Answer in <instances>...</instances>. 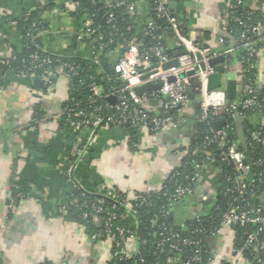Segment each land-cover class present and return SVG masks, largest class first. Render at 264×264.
<instances>
[{
	"label": "crops",
	"instance_id": "0c3cea01",
	"mask_svg": "<svg viewBox=\"0 0 264 264\" xmlns=\"http://www.w3.org/2000/svg\"><path fill=\"white\" fill-rule=\"evenodd\" d=\"M167 1L170 14L190 39L226 57L225 81L237 82L234 102L238 104L243 99L244 70L237 41L226 30L235 0ZM73 3L0 0V58L10 59L23 50L19 25L29 13L39 10H43L42 19L49 30L41 39L43 50L57 56L91 58L94 46L79 38L86 18L77 20L73 16ZM244 6L264 14V0H244ZM134 14L137 27H144L150 20L148 1L140 0ZM225 39L227 53L233 56L230 61L223 53ZM123 51L119 48L107 54L113 66ZM255 76L257 88H264V37L256 53ZM0 79V264H108L112 244L104 241L94 245L85 226L66 218L76 184L89 193L110 194L117 190L131 201L140 193L160 191L197 139L198 110L189 101L178 110L179 119L162 132L115 125L93 133L62 125L63 105L70 89L66 75L55 78L46 93L34 87L37 79L32 75L20 76L8 70ZM162 102L149 97L143 103L150 113L158 114ZM37 109L45 116L33 125ZM259 121L264 125V119ZM82 148L87 151L71 181L68 173ZM199 167L196 170L202 180L196 196L209 194L214 200L220 186L217 172L210 163ZM258 200L264 209V193ZM11 202H18L12 212ZM201 212L199 202L180 204L172 209V218L177 223L189 222ZM235 240L233 226H225L209 238L212 264H248L235 249Z\"/></svg>",
	"mask_w": 264,
	"mask_h": 264
},
{
	"label": "built area",
	"instance_id": "2783aa9c",
	"mask_svg": "<svg viewBox=\"0 0 264 264\" xmlns=\"http://www.w3.org/2000/svg\"><path fill=\"white\" fill-rule=\"evenodd\" d=\"M104 4L109 7H125L129 12L135 13L137 9V3H128L126 0H101ZM76 8L79 6L78 0H74L73 3ZM155 10L159 17H165L168 19L171 30L173 32L176 50L181 51L179 56V67L165 70L163 67L169 63L173 58L172 54L166 46L161 43L162 36L158 37V43L155 45L142 49L136 43L128 44L123 50V54L119 57L116 64L114 65V72L118 76V79L122 81V86L119 89H115L110 94L103 95L102 89L95 86L93 91L95 95L99 96L105 101L104 105H96L91 112H87L85 109H71L63 113L67 114L65 118L66 123L74 129H90L93 133H96L99 129L115 126V125H133L139 127H150L153 132H162L166 127L175 121L170 116H162L167 114L171 110L180 109L189 103L187 96L188 89L194 87L196 92L203 97V101L200 103V113L197 115L198 122H210L212 127L210 132L204 138L205 148L211 144H216L220 150H223L222 160L230 163L235 171L236 178L235 183L237 185V191L241 194H245V190L248 187L250 175L253 171L245 164V153L239 150L237 144L229 145V127L226 125L220 130H216L213 126L215 121L225 120V116L237 117V110H247L250 108L260 109L258 103L259 90L252 83H244L243 95L246 96L242 107L237 104H229L226 98V93L223 89H217L215 91L207 92L206 85L208 77L215 73V68L209 65V60L213 57L218 56L216 51L203 48L194 42L187 36L181 28L178 20L169 14L168 1L167 0H154ZM239 8H245L244 0H235L230 6L228 27L227 31L231 34L234 31L230 28V22H235L242 31L239 33L240 41L245 42V50L247 52L248 61L250 58L256 56L257 47L261 38L264 37V25L259 21L253 22V16L255 11L248 9L244 15H238L237 11ZM86 24L84 30L79 34L81 39H90L94 33L92 27V20L90 15L85 14ZM113 15L109 18V23L113 22ZM35 31L28 33L31 40L44 37L48 34L47 31L39 30L34 25ZM157 27L153 20L148 21L146 25L147 34L154 33ZM256 36L257 39L251 38ZM110 40L109 42H113ZM106 48L105 44L100 47V51H104ZM42 51L43 48L40 47ZM96 51L93 52V57ZM198 55L202 57L198 59ZM13 56L10 60H15ZM9 59H1V64L10 65ZM31 60L34 67H41L46 64H51L52 59L50 57L43 58L38 51L31 54ZM205 63V68L200 69L197 73L192 76L181 77L182 74H189L195 70V67L200 63ZM95 63H99V60L95 57ZM68 70V74L71 76L77 75V70L74 66L68 63L60 64L58 70ZM249 69H255V63L251 64ZM57 69H48L47 75L41 77L42 80L48 81L57 75ZM245 73V72H244ZM174 78V82H170V78ZM1 83V79H0ZM126 83L125 86H123ZM146 84L159 85V89H151L144 92L142 95H138L135 92L137 87L144 86ZM110 97L116 98V103L112 104L109 102ZM162 99V109L158 114H152L148 108L144 105L146 98ZM108 110L105 114V110ZM238 110V111H239ZM239 116L244 117L243 113L239 112ZM257 142L264 144V140L257 138ZM87 149L82 148L76 154V159L72 162L68 177L71 181L73 180V172L82 159ZM208 160L212 163V158ZM259 165L262 162H258ZM200 168L197 164L195 169ZM202 180L201 174L196 170V173L188 183V185H177L176 187H163L160 191L162 195L166 197L167 204L163 207L165 216H172V209L177 203L188 202L190 197L197 198V202L201 203L203 211H206L204 204L211 200L209 194H202L199 197L196 196V188ZM171 181L169 177L168 182ZM78 188L80 186L76 184ZM82 190V189H81ZM83 191L84 196L95 195L100 196L99 193H89ZM114 195L115 192L110 193ZM110 194L107 193V196ZM114 205L112 209H106L105 202L101 197H94V199L85 200L82 203L74 201L73 206L77 210L81 211V217L83 220H91L97 226V230L89 234V240L94 244L98 245L101 242L109 241L112 244L111 259L123 260L133 258L134 255L140 253L139 242L137 236V228L139 226L138 220L135 215L136 203H132L127 198H120L116 196L114 198ZM143 205H150L151 202L138 198ZM15 203L9 204L10 211L15 210ZM123 208L126 212L124 214H118L116 210ZM202 214H196L193 219L189 222L179 223V228L184 233L189 231V225L193 223H201ZM123 222H128V225H123ZM249 225L255 229L251 234L250 239L247 242V248H253L256 252L255 260H248L243 252L237 250L248 264H264V242H260L258 246L254 245L258 237L264 235V209L261 205L252 206L246 203V206L236 205L232 207L224 216L221 225L216 228L212 235L220 232L221 228L225 226L234 225ZM160 241L156 244L155 256H165V261L158 262L155 264H201L202 257L200 249L196 248L192 256L182 259L180 253L184 251L183 247L197 246L198 242H195L189 238H183L179 231L174 230L172 227L167 225H161L158 227ZM199 234L203 233L202 228L196 229ZM144 263V260L141 259ZM212 263V259L210 260ZM59 264H67L63 261Z\"/></svg>",
	"mask_w": 264,
	"mask_h": 264
},
{
	"label": "trees",
	"instance_id": "16d2710c",
	"mask_svg": "<svg viewBox=\"0 0 264 264\" xmlns=\"http://www.w3.org/2000/svg\"><path fill=\"white\" fill-rule=\"evenodd\" d=\"M128 3H138L140 0H126ZM150 4V20L155 22L157 27L156 31L151 34H147L146 25L144 27L138 28L136 25L137 15L129 12L125 7H109L103 3L101 0H78L79 6L73 9V16L76 19H81L85 14L90 15L92 20L91 29L94 33L90 39H84V42L90 43L94 46L96 54L91 58H79V57H66L53 55L47 51H42V37L36 40H31L28 33L34 32L36 28L39 30H44L49 32L48 27L42 19L43 10H39L33 13H29L26 19L22 21L19 25L22 37L24 40V47L20 53L14 55L15 60H10V65H4L0 62V77L8 70L15 72L20 76L32 75L36 77L35 88L41 89L43 92H48L50 87L54 84V79L58 78L60 75H66L70 81L69 98L63 105V110L69 111L71 109H85L87 112H91L96 105H104L105 101L99 96L95 95L93 88L95 86L102 89L103 95L110 94L115 89H119L122 86V81L118 79V76L114 72V66L110 62L107 54L114 53L117 49H124L130 43L138 44L142 49L149 48L156 43H163L172 54L175 51V41L173 32L171 30L168 19L165 17H159L155 10L154 0H147ZM248 11L245 8H239L237 11L238 15H244ZM113 15V22L109 23V18ZM170 14V12H169ZM149 20V21H150ZM253 22L259 21L264 25V14L261 12H255L253 16ZM230 28L234 31L231 33L232 37L237 41V49L240 54L241 63L244 70V83H252L256 87V76L255 69H249L251 64L255 63L256 56L252 57L248 61L247 52L245 50V42L240 41L239 33L242 31L240 27L235 22H230ZM182 30L187 35L186 30L182 27ZM162 36V39L158 41V37ZM252 39H257L254 36ZM114 40L112 43L110 40ZM223 53H226L227 61H230L233 56L227 53L229 49L228 39L224 40ZM105 44L106 48L104 51H100V47ZM174 44V45H173ZM260 46V43L259 45ZM258 49V47H257ZM38 51L39 54L45 58L50 57L52 59L51 64H46L41 67H34L31 60V54ZM95 57L99 60V63H95ZM1 60V58H0ZM68 63L72 65L77 70V75L71 76L68 74V70H58L60 64ZM58 70L57 75L54 78L44 81L41 79L43 75H47L48 69ZM1 88V83H0ZM246 96L243 95V99L239 103H235L229 100V104H237L242 107ZM260 105L258 108H250L247 110H237V117L225 116V121L229 127L228 141L229 145L237 144L239 150L245 153V150L241 146L238 130L239 126L245 134V142L247 145V150L253 158V172L250 175L249 184L245 190V194L241 195L237 191V185L235 183L236 171L234 167L222 160L223 150H220L216 144H211L205 148L204 138L210 132L212 123L210 122H197L198 136L195 140L193 146L183 158L181 166L176 169L170 176L171 181L168 180L164 184L165 187H176L177 185H188L192 181L196 169L195 166L198 164L200 166H207L210 163L209 157L212 158V163L210 165L217 172V179L220 180V186L218 188V195L210 203L205 202L204 207L206 211L201 212L202 219L201 223H193L189 225V231L184 233L179 228V223L175 222L172 216H165L163 212V207L167 204V199L162 195V190L144 194L140 193L131 202L136 203L135 215L138 220L139 226L137 228V236L139 242L140 253L134 255L133 258L123 259V260H112L108 264H155L159 261L164 262L165 256H155L156 244L160 241L158 227L161 225H167L172 227L174 230L179 231L183 238H189L198 242L197 246L193 247H183L184 251L180 253V257L184 260L187 257L192 256L196 248L200 249L202 263L201 264H212L210 260L212 256L208 248V240L212 236V232L221 225L223 216L234 206H246L249 203L252 206H258L259 200L258 196L264 193V144L256 141L257 138L264 140V125H262L259 120L264 119V88L259 90V96L257 98ZM105 110V114L109 112ZM178 110L176 109L174 115L172 116L175 120L179 119ZM239 112L244 114L242 118L239 116ZM200 110L197 111V115ZM44 113L39 109L35 113L36 124L44 118ZM67 114H62V125L64 128H71L65 121ZM127 128L133 129V125H122ZM133 132V131H132ZM76 159V157H75ZM73 160V162L75 161ZM262 162L261 165L258 162ZM114 195L107 196V193H101L100 196L88 195L84 196L83 191L80 188H76L74 191L73 199L74 201L82 203L85 200H92L94 197H101L105 202L106 209H112L114 205V198L116 196L124 199L126 198L123 193L115 190ZM142 197L145 200L151 202L150 205H143L138 199ZM17 205L18 202H14ZM180 204L190 205L192 203L180 202L175 206ZM174 206V207H175ZM118 214H124L126 211L123 208L116 210ZM66 218L82 224L87 229V232L91 234L97 230V226L91 220H83L81 217V211L77 210L76 207L72 205L71 210L67 213ZM123 225H128V222H123ZM129 226V225H128ZM202 228L203 233H198L196 229ZM234 230L236 232L235 249L243 252L244 256L251 261L255 260L256 252L253 248H247V242L254 231L253 226L245 225H234ZM264 242V235L258 237L254 245L258 246L260 242ZM144 260V263L141 262ZM51 264V263H44ZM226 264V263H225Z\"/></svg>",
	"mask_w": 264,
	"mask_h": 264
},
{
	"label": "water",
	"instance_id": "95a60500",
	"mask_svg": "<svg viewBox=\"0 0 264 264\" xmlns=\"http://www.w3.org/2000/svg\"><path fill=\"white\" fill-rule=\"evenodd\" d=\"M181 53L182 52L179 50L174 51L172 53L173 59L169 63L164 65L163 68L165 70H168L171 68H178L179 67L178 58L181 55ZM198 59L201 60L202 57L200 55H198ZM225 61H226V57H224L223 55L213 57L209 60L208 63L211 67L215 68V73L208 77L206 90H207V92H211V91H215L217 89H223L226 93L227 99L232 100V101H236L237 95H238L237 82L235 80H226L225 81V74H226V68L224 65ZM204 68H205V63L200 62L195 67V70L193 72H191L187 75L182 74L181 77L184 78L185 76H192L195 73H197L200 69H204ZM174 81H175V79L173 77L170 78V82H174ZM125 85H126V83L123 86H125ZM159 88H161V84H159V85L146 84L144 86L137 87L135 89V92L138 95H142L146 91H149L151 89H159ZM187 93H188L187 96H188L189 101H192L193 106L196 110H199L200 109V103L203 101V97L196 92L194 87H190L188 89ZM109 102L112 104H115L116 98L110 97ZM174 111L175 110H171L168 114H163L162 116H164V117L168 116V115L172 114ZM225 125H226L225 120H219V121H215L213 123V126L216 130H220ZM238 135H239L241 146L245 150V156H246L245 164L249 166L251 171H253V166H254L253 158L251 157L250 153L247 150V145L245 142V134H244L241 126H239ZM219 182H221V179L219 180ZM189 202L195 203V202H197V200L194 197H190ZM210 202L211 201H208V203H210Z\"/></svg>",
	"mask_w": 264,
	"mask_h": 264
}]
</instances>
